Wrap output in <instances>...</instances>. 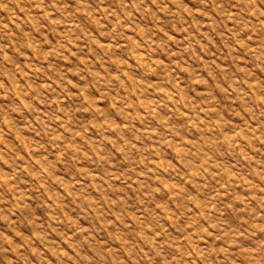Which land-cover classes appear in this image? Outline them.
I'll use <instances>...</instances> for the list:
<instances>
[{
	"label": "rangeland",
	"instance_id": "374dc122",
	"mask_svg": "<svg viewBox=\"0 0 264 264\" xmlns=\"http://www.w3.org/2000/svg\"><path fill=\"white\" fill-rule=\"evenodd\" d=\"M0 264H264V0H0Z\"/></svg>",
	"mask_w": 264,
	"mask_h": 264
}]
</instances>
